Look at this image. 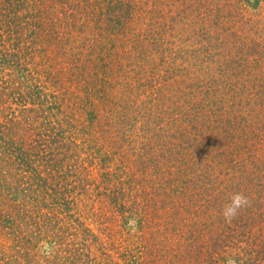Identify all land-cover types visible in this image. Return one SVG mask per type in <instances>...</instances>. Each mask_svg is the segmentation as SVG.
<instances>
[{
	"label": "rangeland",
	"instance_id": "obj_1",
	"mask_svg": "<svg viewBox=\"0 0 264 264\" xmlns=\"http://www.w3.org/2000/svg\"><path fill=\"white\" fill-rule=\"evenodd\" d=\"M103 3L44 2L63 35L27 65L40 71L50 108L3 105L15 113L11 136L30 137L34 154L50 121V153L38 155L58 168L55 181L67 174L71 225L29 229L16 259L0 235V264H264V251L254 253L264 249V0H129L133 20L106 27ZM125 167L127 180L115 177ZM123 178L124 208L107 196ZM235 193L249 203L227 221L222 209Z\"/></svg>",
	"mask_w": 264,
	"mask_h": 264
},
{
	"label": "trees",
	"instance_id": "obj_2",
	"mask_svg": "<svg viewBox=\"0 0 264 264\" xmlns=\"http://www.w3.org/2000/svg\"><path fill=\"white\" fill-rule=\"evenodd\" d=\"M45 1L47 0H0V69H5L7 72L5 73L4 70L3 75L0 76V235L10 247L13 245L14 255L11 258L14 257V259L22 249L27 250V247L30 246L32 238L29 237V229L38 228L40 231L59 229L64 233L66 228L71 225L68 224L65 214L66 209L70 208L68 204L71 202V199L67 200L68 196L65 192L67 174L64 176V183L61 180L55 181L54 172L58 168L54 165L52 169L47 168L45 164L47 160L41 163L40 159L43 155H38L40 153L46 156L50 153V121L42 125L43 128L35 134L34 141L39 142V145L35 144L38 152L34 154L32 151L35 147L30 137L28 140L17 141L11 136L14 132L8 126L12 123L11 120L13 121L15 113L9 116L5 115L3 107L6 102L15 100L22 111H27L28 108L36 111L47 104V108H50L49 95L44 92L46 85L41 84V80L36 78L41 75L40 71H32L27 65L29 64L28 60L33 59V56L40 52V48H45L42 46L44 42L57 43V40L63 35L53 28L54 25L50 24V17L43 11ZM104 2L99 12L97 11L98 7L96 8V12L104 19L98 23L102 27L105 26L104 23H109L111 26L120 24L119 26H121L125 18L133 20V10L128 8L129 0H104ZM74 16L75 14L72 12L67 14L69 26L78 23L79 20ZM86 16L91 17L88 14ZM64 32L67 33V31ZM35 42L39 43L33 46ZM56 47L59 46L56 44ZM100 54L103 53L100 52ZM48 76L50 77V75ZM62 121L55 122L51 127V131L54 132L53 137L51 136L54 143L58 140L57 133L64 125ZM143 142L145 147L149 146L145 140ZM149 147L151 148V146ZM166 150H168L167 147ZM34 155L38 157L36 164L31 159ZM164 158L166 159V157ZM103 161L107 162V159L104 157ZM48 163H50L49 159ZM121 163L123 164L122 160ZM74 168L76 169L75 165ZM116 170L121 172H116L115 177L125 172V180H127L128 168L126 170L125 167V171L120 168ZM22 171L26 175H23ZM50 176H53L54 179L52 183L49 182ZM123 182L124 178L107 193L108 199L113 201L115 206L118 205L122 208L126 206L128 196V194L123 195ZM127 182L130 189V181ZM125 190L127 193V187ZM22 197H30L36 201V204L30 200L27 203L24 199L20 200ZM50 197L54 200L51 217L48 200ZM46 205L48 206L45 208ZM43 221L46 222L45 225H41ZM57 235V233L53 234V237L55 238ZM222 237L215 236L212 240L215 259H218V254L220 255L219 247L222 245ZM261 240H263L261 246L264 247V237ZM61 244L63 245L64 242ZM259 251H264V249H258L254 253L257 254ZM217 262L220 261L216 260ZM238 262L239 264H256L252 258L240 259Z\"/></svg>",
	"mask_w": 264,
	"mask_h": 264
},
{
	"label": "clouds",
	"instance_id": "obj_3",
	"mask_svg": "<svg viewBox=\"0 0 264 264\" xmlns=\"http://www.w3.org/2000/svg\"><path fill=\"white\" fill-rule=\"evenodd\" d=\"M248 198L242 193H235L230 198L228 203L222 209V215L227 221H231L235 218L238 212L248 205ZM127 226L130 230H135L137 226V221L135 218H129L127 221Z\"/></svg>",
	"mask_w": 264,
	"mask_h": 264
}]
</instances>
